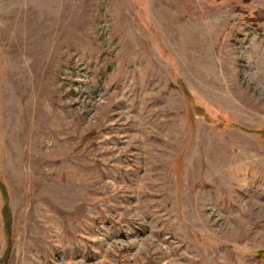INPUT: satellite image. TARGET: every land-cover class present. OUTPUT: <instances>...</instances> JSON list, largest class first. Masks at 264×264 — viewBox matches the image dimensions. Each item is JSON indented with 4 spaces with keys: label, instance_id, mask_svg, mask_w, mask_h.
I'll return each mask as SVG.
<instances>
[{
    "label": "rangeland",
    "instance_id": "obj_1",
    "mask_svg": "<svg viewBox=\"0 0 264 264\" xmlns=\"http://www.w3.org/2000/svg\"><path fill=\"white\" fill-rule=\"evenodd\" d=\"M260 131L264 0H0V264H264Z\"/></svg>",
    "mask_w": 264,
    "mask_h": 264
},
{
    "label": "trees",
    "instance_id": "obj_2",
    "mask_svg": "<svg viewBox=\"0 0 264 264\" xmlns=\"http://www.w3.org/2000/svg\"><path fill=\"white\" fill-rule=\"evenodd\" d=\"M263 132H264V131H260L261 134H262ZM6 204L8 205V203H6ZM260 255H261V257L264 256V251H261V252H260Z\"/></svg>",
    "mask_w": 264,
    "mask_h": 264
}]
</instances>
